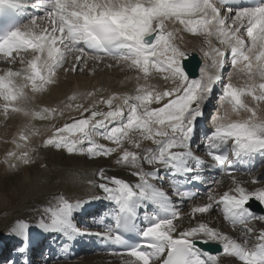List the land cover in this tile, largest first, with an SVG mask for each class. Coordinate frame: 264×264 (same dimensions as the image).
I'll return each mask as SVG.
<instances>
[{
  "label": "snow or ice",
  "instance_id": "snow-or-ice-1",
  "mask_svg": "<svg viewBox=\"0 0 264 264\" xmlns=\"http://www.w3.org/2000/svg\"><path fill=\"white\" fill-rule=\"evenodd\" d=\"M27 7L43 15H33L28 22H8L0 30V59L22 65L18 70L8 68L0 74V100L5 113L11 108L36 119L53 118L56 109L29 110L22 102L29 103L35 94L54 84L57 70L72 53H77L75 63L64 71H76L86 49L95 61L110 56L117 64L136 70L138 80L142 75L146 81L138 85L135 95L112 94L88 107L75 105L77 110L82 109V118L55 127L52 136L44 141L45 145L69 154H87L89 158H107L119 149L116 163L134 169L131 175L136 177L135 183L109 177L103 168L97 173L98 179L104 181L98 187L115 204L112 223L105 225L101 235L126 246L130 258L126 264H155L165 251L162 264H214L216 256L198 246L211 241L219 242L223 254L237 258L241 264H264V229L254 246L249 247L247 239L254 231L249 226L251 221H264V216L255 217L247 204L253 198L264 204V188L249 191L233 176V188L218 196L209 189L208 202L191 208L192 219L213 208L222 209L224 219L241 228L240 243L205 222L183 227L179 207L153 183L161 168H166L173 178V195L181 201L195 197L196 193L185 187L186 178L198 170L191 177L198 180L206 165L191 151L190 140L195 122L203 116L202 105L221 81L227 55L212 46L204 55L211 59L213 71L201 69L200 78H190L184 63L188 54L175 43L177 30H170L168 24L178 23L183 31L204 36L209 45L215 37L220 45L230 49L232 71L228 82L223 83V112L213 117V128L206 138L207 156L215 166L231 174L235 161L264 154V115L260 114V104L264 102V0H256L250 6H239L237 0H0V8L18 11ZM29 53L31 58L26 59ZM153 70L163 74V79L173 86L158 91L148 84ZM233 75L242 76L244 83L234 84ZM245 97H251L255 106L246 102ZM75 98V94L68 97ZM118 99L122 104L115 103ZM97 104L106 105L108 110ZM241 112L248 115L240 118ZM232 114L238 118L232 119ZM110 124L113 126L109 127ZM96 136L115 147L97 143ZM19 139L27 141L28 136L21 133ZM143 141H151L155 147L142 148ZM125 143L137 151L124 148ZM7 155L24 164L30 162L27 152ZM144 164L151 170H145ZM83 203L61 196L55 208L44 209L45 216L38 227L72 236L77 232L73 216ZM148 206L153 211L146 212L143 223L138 224L139 211ZM105 219L98 223L103 224ZM29 227L20 220L12 231L25 237ZM126 234H136L140 241L130 243ZM19 251L26 249L22 246Z\"/></svg>",
  "mask_w": 264,
  "mask_h": 264
},
{
  "label": "bare ground",
  "instance_id": "bare-ground-1",
  "mask_svg": "<svg viewBox=\"0 0 264 264\" xmlns=\"http://www.w3.org/2000/svg\"><path fill=\"white\" fill-rule=\"evenodd\" d=\"M30 2H33V0H30ZM24 9H26V8H24ZM39 12H40V14L38 16L43 15V13L41 11H39ZM231 15L234 16L235 12L231 13ZM29 19L25 20L24 22H28ZM168 28L170 30L171 29L177 30L175 43L182 50H184L186 53H193V52L195 53V50L196 51L198 50L197 53H195V54L196 55L198 54L199 56L202 57V59H201L202 65H201L200 70H199V75L196 78H200L201 69H205L207 72L213 71V69L211 68V59L204 55L205 51H210L211 47L215 46V47L221 48L223 51H225V53H227L226 58H225V63H224L227 65L226 66L224 65L223 71L221 72V81L215 85L214 90H213V93L216 91L218 92V102H216V103L213 102V103L209 104V106L207 107L206 103L208 102V100H209L208 99L202 105L203 112L208 115L207 117H210V119L208 118L209 120H207V124H206L207 126L206 127H209L210 131H211L213 128V117L216 116L218 113L223 112V109L221 108L220 97L222 96L223 83L228 82L229 72L232 71L230 49L227 48L226 46L220 45L219 41L215 37L211 38V45H209V44L205 43L204 36L193 35L191 33L183 31L182 26H180L178 23L175 25L168 24ZM244 38L247 42L246 32L244 33ZM75 55H77V53H72L69 56L68 61L64 64V66L57 70V74L55 77V83L52 85H49L45 92L35 94L33 99L27 104H23V102H22V106L29 109V110L38 111L42 108H54V109H56V114L53 118L47 119V120L36 119V118L31 117V116H25L21 112H13L11 110V108H9L8 112L5 113L3 110V103L4 102L2 100H0V127H1L0 128V168L3 169L5 172L14 171L15 169H17V167L18 168L21 167L20 164L22 163V161L14 158V157L8 156L7 154L9 152H14L17 155H20V154L25 153V152L30 154L32 151L33 155L39 156V154H40L39 152L44 150V148L39 149L37 151L38 145H42V143L44 144V141L52 136V134L55 130V127H63V125L66 122H70L67 120L69 119V117L71 115L69 117L65 118V114L69 113L70 110L72 111L73 109H75V107H74L75 104H80V105L85 106V104H89V103H92L95 101H99L101 97L107 98L108 96H110L112 94H116L117 96H121V97L125 96V95H135L138 85H142V84L146 83V81L142 78V75H141V79L138 80L137 79V76H138L137 71L136 70H130L126 64H123V63L117 64V62L114 59L107 58V57H102V60L100 62H97L94 59H92V55H90L88 53H86L83 56L82 61L78 64L77 69H76V71L79 70L81 73L87 74V76H84L81 74L77 77L80 79V80H78L73 75L74 71H67V72L64 71L65 68L70 69L72 67V64L75 63V60H74ZM25 58L26 59L31 58V54L30 53L27 54ZM21 67H22V65H20L18 62L15 64H9L6 61H4L3 59H0V74H2L3 71L7 70L8 68H12L13 70H18ZM224 69H225V71H224ZM119 74L122 75V78H120ZM98 76H100V77L102 76V79L107 80V82L106 81L101 82L100 79H97ZM115 78H119V81L116 82L115 84L111 85L110 84L111 80H115ZM161 80H163L165 82L164 85L161 84ZM232 82L236 85H242L244 83V78L242 76H239V75H233L232 76ZM147 83L150 84L151 86H153L158 91H164V90L169 89L173 86L171 81H166L163 79V74L157 73L154 70H153L152 74L150 75ZM100 84H101V88L99 89L98 86ZM102 89L104 91L99 93V91H101ZM118 89L119 90L124 89L127 91L123 90L124 92H120V91H117ZM28 92H29L30 96L33 95L30 92V89L28 90ZM88 93H93V95L89 96V95H87ZM74 94H75L76 98L74 100H69L68 97L73 96ZM78 100H81V101L79 102ZM245 100L250 105L255 106V102H253L251 100V97H245ZM115 103L116 104H122V100L118 99L115 101ZM68 105H73V107H68ZM210 105H212V106H210ZM97 106H99V108H101L105 111L108 110L106 105L97 104ZM156 106H158V105H153V107H156ZM65 109H67V112L64 111ZM260 109H261L260 114L264 115V102H262L260 104ZM59 113H61L60 117H59V115L57 116V114H59ZM74 114L75 113H73V115ZM210 114H211V116H210ZM246 115H248V114L241 112L240 118H243ZM231 118L237 119L238 117L235 114H232ZM111 126H113V125L110 124L109 127H111ZM21 133L28 136L27 141L19 139V136ZM17 145H20V147H17ZM48 146H46L47 149L54 147L52 145H48ZM130 147H132V146L130 145ZM149 147H155V146L151 143V141H143L142 142V148H149ZM128 148L129 147H127V149ZM131 151H137V149L131 148ZM118 154H120L119 149H118L117 153H113L110 155L111 157H108L109 161H107V160L103 161L102 160L103 162L100 161L101 163L96 164L92 169H90L91 171L86 170L88 173L91 174L92 178L95 177L93 179L91 178L92 180L90 182H92L91 183L92 185L87 184L88 187H85L83 185V188L81 191L76 189L77 191L74 193L75 195H73L72 198L69 199V201L74 200L71 202H75L77 200L84 202L82 204L81 208H79L73 216V223H74L76 229H77V224L83 220L85 221V223H87L88 226H90V227L92 226L93 220L88 219V217L92 218L91 212L93 210H95L96 208L99 209L101 207V209H100L101 213H105L109 210H114V207H115L114 202H108V204H104L107 202V199L105 198V194L103 193V191L98 187V185L100 183L104 182V181L99 180L97 177V173L99 172V170L101 168H103L105 170V175H107L109 177L114 176L117 178H121V179H124L125 181H127L129 183H135L136 182V177L131 175V172L134 171V169L130 168L129 166L123 165V164H120V165L115 164L114 165V161H115L114 159H117L114 157H118ZM259 155L262 158V161L264 162V154L259 153ZM28 157L30 159L29 155H28ZM15 162L18 163L19 166L16 165ZM203 162L206 165L204 170L207 171L208 170L207 163L205 161H203ZM67 164H72V163H71V161H67ZM11 165H14V166H11ZM84 166H82L81 168H85ZM88 167H89V165H88ZM144 168L147 171L151 170L150 166H148L147 164H144ZM259 172H260V170L257 172H254V173H250V176H248L246 174H244V175H239V174L231 175V176H228V178H227L228 180H222L221 178L216 177L215 175L209 174V173L202 174L201 176L199 175V177H201L200 179L202 181V184L207 186L205 192H208L210 189V186H212L214 184L217 186H220V188H218V189L215 188L216 190L214 188L212 189L214 191V193L218 196V195H222L223 192L228 191L229 189L234 187L233 180H232L233 176L241 184V186L245 187L249 191H254L256 189L263 188V187H260L259 185L253 183V178H255L256 175L259 174ZM160 173H162V175H164V176L169 175V172L166 168H161L158 175ZM263 173H264V170L261 171L260 175H262ZM90 174H89V176H90ZM196 174H197V171H194L193 175H196ZM74 178H76V177H74ZM74 178H71V177L68 178L67 177L66 178L67 181L63 182V184L64 183L67 184L65 186H70V183L79 184L76 182L77 179H74ZM38 180H39V177H38ZM161 180H162V178L159 177L158 179L154 180L153 183L157 187L161 188L162 190L168 189L170 187V185L167 182H164V185H165L164 188H162L159 185V181H161ZM263 183H264V181H263ZM80 184H84V182L83 183L80 182ZM89 185H91V186H89ZM167 186H169V187H167ZM261 186H262V184H261ZM75 187L76 186H74V188ZM74 188L72 187V189H74ZM66 189H69V188L66 187ZM74 191H75V189H74ZM78 191L80 193H78ZM205 192L202 191V193H205ZM79 194H82V195L76 197ZM168 196L179 207V210L182 213L183 218L180 221V223L183 227L195 225L198 222H205L210 227L216 228L220 232L230 236L231 238L237 240L240 243H243V238L241 237V228L239 226H236V228H235L232 225H229L226 222V220L224 219V213H223L222 209L213 208L209 213L196 214L194 219H192L190 217L189 214H190L191 208L193 206L203 205V204L207 203L208 200H205V201L203 200V202L200 203V201L198 202V199H199L198 198V199H194L192 201L180 202L176 196H174V195H168ZM97 197H99V199H97ZM40 200H43V199L41 198ZM99 201L102 203V205L100 207L95 206L96 202H99ZM57 203H58V199L52 200L51 198H45L42 201V203L39 205V208H38L40 211L39 213H36V215H34L31 218L18 217V219L14 220L13 223L11 224L10 229L9 230L6 229L4 231L5 234L3 235L4 236L3 241L9 237L12 238L11 242H9V244H7V247L14 245L15 247L12 249L19 251V249H16L17 245H21L24 243L33 244L35 240H36V243H37V240L39 242H41L40 247H42V245H45L47 247V244H45V242H43L44 237L47 235L48 237L45 238L44 240L45 241L51 240L50 243L52 244V247L54 246L56 248V247H59L60 245L63 244L64 247L67 248V247H69V245L72 242L76 241L78 237L86 236L84 232L78 233V231H77L75 234H73L72 236L69 237V236H67L63 233H59V232L44 231L38 227V224H39L41 217L45 216L44 209L48 208L47 207L48 205H51V206L55 205L54 207H52V208H55ZM187 205L190 206L188 208L187 212L182 211V209L184 207H186ZM261 206L264 208V204H261ZM152 211H153L152 206H148L146 209H141L139 211L140 217L142 214L145 215L146 212L151 213ZM215 215L218 218H221L222 221L224 222V224H227L230 227L235 228L234 233H232V232L228 233L221 228V225L218 226L216 224V222L213 223L212 219ZM261 216H264V215H261ZM261 216H257V217H261ZM20 220L25 221L26 223H28L30 225V227L27 231V235L25 237H19L12 231L16 222L20 221ZM249 226L252 227L254 231L251 235H249L247 237V239L252 238V239L256 240V237L259 235L260 230L264 229V221L259 220V219H254L251 221ZM89 236L91 237L92 234L89 233ZM10 243H13V244L11 245ZM210 243H213V244L215 243V244L220 245V243L217 241H211ZM256 243H257V240H256ZM90 244H91V242H90ZM248 245H249V242H248ZM254 245H250L249 247L254 246ZM115 255H116L115 253L98 254L96 257H85L84 260H81V261H74V262L71 260H70V262H66V261L56 262V261H54L53 264H126V261H128L130 259L127 255H120V254H117V256H119V257L114 258L113 256H115ZM4 257H5L4 251L2 248V250L0 252V260L4 259ZM106 257H111V258H106ZM162 257H163V255L161 254L160 259H162ZM160 259H158L155 262V264H157ZM217 260H219V262H217ZM218 263L219 264H238L233 260L232 257H229L228 255H224V254H217L216 255V261L214 262V264H218ZM2 264H9V263L5 262Z\"/></svg>",
  "mask_w": 264,
  "mask_h": 264
},
{
  "label": "rangeland",
  "instance_id": "rangeland-1",
  "mask_svg": "<svg viewBox=\"0 0 264 264\" xmlns=\"http://www.w3.org/2000/svg\"><path fill=\"white\" fill-rule=\"evenodd\" d=\"M197 51L195 50V53H197ZM187 54H189V53H187ZM199 57L202 59L201 56H199ZM81 74L84 76H87V74H83L79 70L74 71V73H73L74 77H76V78ZM120 78H122V75H120ZM77 79L80 80L79 78H77ZM97 79H100L101 82H105V81L107 82V80L102 79V76L101 77L98 76ZM118 81H119V78H115V80H111L110 84L113 85ZM164 83L165 82L163 80H161V84L164 85ZM98 88L99 89L101 88V84L98 86ZM123 90L124 89H121V90L118 89L117 91H120V92L127 91V90H124V91ZM103 91L104 90L102 89L101 91H99V93L103 92ZM214 97H215V95H214ZM210 100L214 101V100H216V98H213V96H212V98ZM78 101L80 102L81 100H78ZM92 103L85 104V106L84 105L83 106L88 107ZM75 105H80V104H75ZM97 107H99V106H97ZM124 110H125V112H127L126 107ZM64 111L67 112V109H65ZM81 111H82V109L77 110L75 107V109H73L72 111L70 110L69 113H66L65 118L69 117L71 115L69 117V119L67 120L70 122H66V123H71L73 119L82 118L81 117ZM73 113H75L76 115L75 114L73 115ZM58 115L60 117L61 113L57 114V116ZM84 115L87 116L88 113H85ZM94 139L99 144H104L107 147H114L115 146L111 142L103 139L100 136H96V137H94ZM46 146H48V145H44L43 143H42V145H38L37 151L39 149L44 148V150L39 152L40 153L39 156L33 155L32 154L33 152L31 151V153L28 154L30 156V159H29L30 162L28 164H24L22 162L20 164L21 167L18 168L16 166L17 169H15L12 172H5L3 169L0 168V241H3V239H4V236H3L5 234L4 231L6 229L9 230L13 221L18 219V217L31 218L34 215H36V213H39L40 212L38 209L39 205L42 203V201L45 198H51L52 200L53 199L59 200V198L62 195V197L69 200L72 198L73 195H75L74 193L77 190H80V191L82 190L83 185L85 187H88L87 184H91L92 182L90 183V181L95 177L92 178L91 174L88 173L87 171H91L90 169H92L98 163H101L105 160L109 161L108 157H111V156H108L107 158H105V157L89 158L87 156V154H82V153H77V152L69 154V153H67L66 150L58 149L56 147H52V148L47 149ZM126 146L129 147L128 150H131V148L132 149L134 148L133 146L130 147L129 144L125 143L123 147H125L127 149ZM118 156H119V154H118ZM114 158H118V157H114ZM114 160H115L114 165L115 164L117 165V163H116L117 159H114ZM67 161H71L72 164H67ZM15 164L19 166L18 163L15 162ZM88 165L90 168L88 167ZM118 165H120V164H118ZM82 166H84L85 168H81ZM89 174H90V176H89ZM38 177H39V180H38ZM67 177L68 178L69 177H71V178L76 177L74 179H77L76 182L79 184L70 183V186H65L67 184H65V183L63 184V182L67 181V179H66ZM261 179H264V175H262L259 178V180H261ZM162 180H163V178H162ZM253 180H254V178H253ZM263 181L264 180H261V181L255 182V183L253 182V183L264 188ZM80 182L81 183L84 182V184H80ZM163 184H164V182H163ZM261 184H262V186H261ZM91 185H89V186H91ZM74 186H76V187L74 188ZM66 187H68L69 189H66ZM72 187L75 189V191H74V189H72ZM164 187H162V188H164ZM213 188L218 189V188H220V186H217L214 184V186L212 185V187L210 189H213ZM78 193H80V192L78 191ZM80 195H82V194H79L76 197H78ZM167 195H169V194H167ZM41 198L43 200H40ZM203 200L204 201L207 200V193L203 194L198 199V202L200 201V203H202ZM70 201H74V200H70ZM54 206L48 205L47 207L52 208ZM189 207L190 206L187 205L186 207H184L182 209V211L187 212ZM88 219L91 220V218H89V217H88ZM220 219L221 218H218L215 215L212 219V222L213 223L216 222V224L218 226L221 225V228L223 230H225L226 232L234 233L235 228H233V227L230 228L229 225H228L229 226L228 227L227 224H224L222 219L221 220ZM78 226H81V224H78ZM8 239H12V238L9 237L6 240H8ZM248 242H249L248 246H250V245H254L256 243V240H254L252 238H248ZM7 244H9V243H7ZM7 244L5 245L6 247H7ZM44 246L45 245H42L41 248H43ZM45 248H46V246H45ZM221 254H223V252ZM80 255L81 256L74 259L73 262L84 260L85 257H96L97 256V255L95 256V255L90 254V253H82ZM113 257L115 258V257H119V256L115 255ZM229 257H231V256H229ZM106 258H111V257H106ZM232 258L236 263L241 264V262L237 258H234V257H232ZM53 262H52V264H53Z\"/></svg>",
  "mask_w": 264,
  "mask_h": 264
},
{
  "label": "water",
  "instance_id": "water-1",
  "mask_svg": "<svg viewBox=\"0 0 264 264\" xmlns=\"http://www.w3.org/2000/svg\"><path fill=\"white\" fill-rule=\"evenodd\" d=\"M186 66V70L190 75H195L196 68L199 65V60L197 58L196 54H192L187 57L186 61L184 62ZM205 249L213 250L210 245H204L202 246Z\"/></svg>",
  "mask_w": 264,
  "mask_h": 264
}]
</instances>
